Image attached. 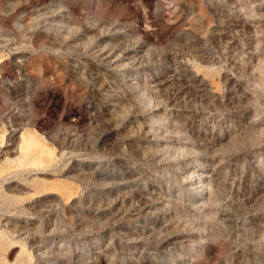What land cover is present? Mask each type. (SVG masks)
Masks as SVG:
<instances>
[{
  "label": "rangeland",
  "instance_id": "1",
  "mask_svg": "<svg viewBox=\"0 0 264 264\" xmlns=\"http://www.w3.org/2000/svg\"><path fill=\"white\" fill-rule=\"evenodd\" d=\"M0 46V264H264V0H0Z\"/></svg>",
  "mask_w": 264,
  "mask_h": 264
},
{
  "label": "bare ground",
  "instance_id": "2",
  "mask_svg": "<svg viewBox=\"0 0 264 264\" xmlns=\"http://www.w3.org/2000/svg\"><path fill=\"white\" fill-rule=\"evenodd\" d=\"M18 5H19V4H18ZM18 5H17V6H18ZM20 5H21V4H20ZM93 7H94V6H93ZM6 41H7V40H6ZM4 45H5V44H4ZM7 45H8V44H7ZM5 46H6V45H5ZM0 47H1V46H0ZM0 50H1V49H0ZM2 50H3V49H2ZM2 50H1V51H2ZM1 51H0V52H1ZM111 53H112V52H111ZM100 54H101V53H100ZM102 55H103V54H102ZM102 55H101V56H102ZM102 57H103V56H102ZM115 57H116V55H115ZM115 57H114V58H115ZM103 58H104V57H103ZM107 58H108V57H107ZM0 59H1V58H0ZM104 60H105V58H104ZM1 61H2V60H1ZM106 62H107V61H106ZM108 62H109V59H108ZM0 63H1V62H0ZM214 86H215V85H214ZM213 92H214V91H213Z\"/></svg>",
  "mask_w": 264,
  "mask_h": 264
}]
</instances>
